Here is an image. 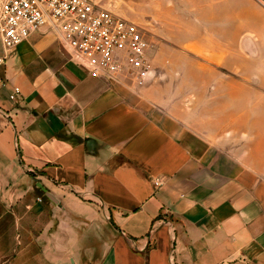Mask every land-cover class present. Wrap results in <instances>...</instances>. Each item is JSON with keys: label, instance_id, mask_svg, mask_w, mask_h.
I'll return each mask as SVG.
<instances>
[{"label": "crops", "instance_id": "obj_1", "mask_svg": "<svg viewBox=\"0 0 264 264\" xmlns=\"http://www.w3.org/2000/svg\"><path fill=\"white\" fill-rule=\"evenodd\" d=\"M96 1L148 31L153 76L0 42V264H264V14Z\"/></svg>", "mask_w": 264, "mask_h": 264}, {"label": "built area", "instance_id": "obj_2", "mask_svg": "<svg viewBox=\"0 0 264 264\" xmlns=\"http://www.w3.org/2000/svg\"><path fill=\"white\" fill-rule=\"evenodd\" d=\"M34 32L55 35L70 58L94 75L113 79L124 73L137 85L153 76L144 29L96 0H0V42L5 49ZM18 93L14 87L9 98Z\"/></svg>", "mask_w": 264, "mask_h": 264}, {"label": "rangeland", "instance_id": "obj_3", "mask_svg": "<svg viewBox=\"0 0 264 264\" xmlns=\"http://www.w3.org/2000/svg\"><path fill=\"white\" fill-rule=\"evenodd\" d=\"M200 6H195L196 10L198 9L199 14L203 16L205 13H208V11H205L204 9V3L203 0H200ZM217 8H221L224 5H227L228 7H232L233 9L237 7H244L248 10V17L250 24L256 20V18L261 14H264V0H216ZM200 19H196L195 23L196 26H200ZM144 35L148 38V31L144 29Z\"/></svg>", "mask_w": 264, "mask_h": 264}]
</instances>
